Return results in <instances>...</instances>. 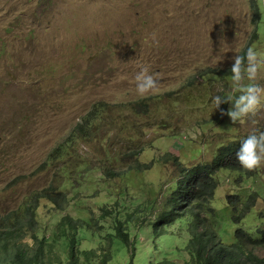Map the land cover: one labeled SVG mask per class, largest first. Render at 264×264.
Wrapping results in <instances>:
<instances>
[{"label":"rangeland","instance_id":"obj_1","mask_svg":"<svg viewBox=\"0 0 264 264\" xmlns=\"http://www.w3.org/2000/svg\"><path fill=\"white\" fill-rule=\"evenodd\" d=\"M255 12L262 20L251 48L264 61V0H0V216L59 184L67 196L64 208L41 199L40 224L49 233L61 218L83 220L90 226H84L89 232L80 249L106 250L114 219L153 216L180 168L208 163L221 145L264 131V106L233 123L226 115L230 102L215 108L213 101L238 94L223 73L253 34ZM141 66L158 82L155 92L143 96L149 98L146 107L135 104L143 98L135 81ZM242 76L241 84L250 83ZM255 83L264 88V64ZM96 102L107 105L102 114L116 125L65 145ZM124 125L123 134L110 129ZM168 153L182 166L167 159ZM136 164L146 169L129 170ZM252 171L216 176L211 203L219 228H226L222 235L264 229V165ZM252 194L258 196L255 204L241 216ZM229 196L236 199L228 203ZM141 209L145 213H137ZM237 217L240 222L233 225ZM137 223L130 221V227ZM184 231L171 226L157 244L151 231L148 239L142 234L144 248L152 247L149 264L156 258L191 264L180 246L184 240L174 237L187 238ZM25 239L20 248L32 253L33 241ZM54 244L50 252L61 256L65 243ZM252 246L247 249L264 258V244ZM118 248L107 247V264L127 263L128 254ZM52 254L45 262L55 263ZM96 256L92 264L99 263Z\"/></svg>","mask_w":264,"mask_h":264},{"label":"trees","instance_id":"obj_2","mask_svg":"<svg viewBox=\"0 0 264 264\" xmlns=\"http://www.w3.org/2000/svg\"><path fill=\"white\" fill-rule=\"evenodd\" d=\"M260 13L255 12V30L247 40L241 55L259 39L258 23L261 21ZM230 68L223 73L228 78H231ZM200 76H202V73ZM221 94L224 95V92H221ZM148 100V97H143L135 101V104L138 103L139 107H146ZM106 106L104 103H94L91 109L72 128L65 145H69L75 140L89 139L93 131L101 127H108L109 124L116 125L110 119L106 120V115L102 114ZM138 112L137 116L141 118L143 111ZM110 129L114 131L121 129L122 134L126 130L125 125L123 128L112 126ZM243 139L231 142L228 145H221L208 163H198L190 168H180L176 181L166 189L162 204L160 207L155 208L156 212L153 216L146 215L143 218L129 216L123 222L117 218L114 219L111 231L106 235L110 240L106 250L102 248L95 252L91 250L92 248L80 249L81 239L86 237L89 232V229L84 226H90L88 222L83 220L61 218L59 223L55 224L56 226L54 225L49 229L48 233V226L40 224L38 214L40 200L45 199L51 205L58 207L57 209H63V203L66 201L67 196L61 192L62 190L58 191V187H61L59 184L55 187L50 186L44 190L34 192L19 207L0 216V259L2 260L0 264H92L91 259L98 252H100L96 256L100 259L98 264H107L111 258L107 251L109 246L119 247L118 249L121 248L128 254L126 264H149L148 256L152 252V247L144 248V244L139 240V237L143 234L148 239L150 236L149 231H151L155 244H157L158 240L166 235L171 226L185 229L184 233L187 238L177 235H174V237L178 240L181 238L184 240L183 245L180 246L189 255L191 264H264V258L257 257L247 249L248 245H253L252 248H255L264 244V229L257 230L255 235L240 228L231 233L225 232L222 235L221 231L224 232L226 228L224 225L219 228V219L214 210L215 207L211 203L218 188L216 176L220 171L237 170L245 176L253 172L252 170L242 169L235 158V152ZM140 151H134L132 153L134 154L133 158H137L141 154ZM52 157L54 156H50V159H48L51 160ZM166 158L172 159L176 166H182L177 156L168 153ZM143 167L140 164L131 165L129 170L140 172L146 169ZM256 197H258L257 194H252L247 200L242 208L241 216L252 210ZM234 199L236 197L229 196L227 202L232 203ZM137 213L143 214L145 212L144 209H141ZM239 219L240 217L234 218L232 224L237 225L240 222ZM132 220L138 223L131 228L130 221ZM129 228L133 229V232ZM78 232L82 234L78 235ZM228 237L234 239V242L230 245H226L224 242V238ZM25 238L33 241V244L29 245L35 249L32 253L20 248ZM57 240L58 243L59 241L65 243V250L60 252L61 256L50 252L54 249V243ZM26 243L28 242L26 241ZM101 247H104V245L101 244ZM47 254H52L48 257L55 263L45 262ZM161 255L166 257L165 253ZM57 259L60 262H57ZM154 261L155 264H172L167 260H164L166 262L158 261L157 258Z\"/></svg>","mask_w":264,"mask_h":264},{"label":"clouds","instance_id":"obj_3","mask_svg":"<svg viewBox=\"0 0 264 264\" xmlns=\"http://www.w3.org/2000/svg\"><path fill=\"white\" fill-rule=\"evenodd\" d=\"M257 57L258 53L251 47L247 48L243 55H235L230 71L231 81L238 94L213 97L215 108L223 102H230L231 107L226 115L233 123H243L246 117L255 114L258 108L264 106V88L255 83L257 70L264 61L258 60ZM242 71L250 81L247 85L240 83L243 79ZM135 81L136 92L141 97L157 90L158 82L147 66L140 67ZM235 158L240 167L246 170L264 165V131H254L245 137L235 152Z\"/></svg>","mask_w":264,"mask_h":264}]
</instances>
